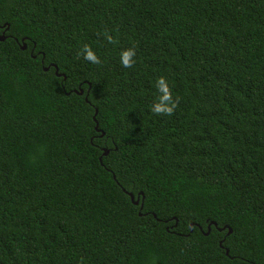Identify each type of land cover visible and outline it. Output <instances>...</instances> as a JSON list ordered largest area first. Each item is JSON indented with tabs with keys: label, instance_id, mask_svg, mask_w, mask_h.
Segmentation results:
<instances>
[{
	"label": "trees",
	"instance_id": "16d2710c",
	"mask_svg": "<svg viewBox=\"0 0 264 264\" xmlns=\"http://www.w3.org/2000/svg\"><path fill=\"white\" fill-rule=\"evenodd\" d=\"M3 33L0 264H264V0H0Z\"/></svg>",
	"mask_w": 264,
	"mask_h": 264
},
{
	"label": "clouds",
	"instance_id": "9594fccd",
	"mask_svg": "<svg viewBox=\"0 0 264 264\" xmlns=\"http://www.w3.org/2000/svg\"><path fill=\"white\" fill-rule=\"evenodd\" d=\"M111 42V36H106ZM83 59L91 64H99L100 59L94 48L85 43L81 49ZM135 50L126 48L119 53V63L123 68H130L135 63ZM157 92L154 94L153 101L148 105V110L156 115H171L177 106V102L173 99V94L169 82L165 77L160 76L154 83Z\"/></svg>",
	"mask_w": 264,
	"mask_h": 264
},
{
	"label": "water",
	"instance_id": "95a60500",
	"mask_svg": "<svg viewBox=\"0 0 264 264\" xmlns=\"http://www.w3.org/2000/svg\"><path fill=\"white\" fill-rule=\"evenodd\" d=\"M5 25H6V23H5L3 26H5ZM0 39H1V40H4V39H5V35H4V33L0 36ZM26 48H27V46L24 45V46H23V49H26ZM50 66H54V67L56 68V73H57L58 75H60V74H59V68H58V66H56V65H54V64H51ZM50 66H48V67H50ZM48 67H45V70H47ZM65 78H66V76H65ZM77 92H79L80 94H83V93H84L83 90H81V91H77ZM96 114H97V111H96ZM96 114H95V116H94V119H95V121H96V123H97L96 128H97V130L100 131V129H99V127H98V122H97V120H96ZM101 135H104V132H102ZM108 153H109V150H108V149H105V150H104V155H107ZM124 191L126 192V190H124ZM128 194L130 195V197H131L132 201L134 202V204L138 205L139 202H140V197L138 196V198L135 199V196H134L132 193H128ZM141 194H143V193L140 192L139 195H141ZM142 207H143V204L141 205V208H142ZM140 215H142V212H141V211H140ZM211 224H214L215 226L218 227V224H217V222H215V221L211 222ZM226 228H229V233L232 232V228H231V227H228L227 225H225V226H223V227H218L219 230H224V229H226ZM210 231H211V226L209 225V227H208V231L206 232V234H209ZM220 245L222 246V242L220 243ZM226 254H229V249H228V248H226Z\"/></svg>",
	"mask_w": 264,
	"mask_h": 264
}]
</instances>
